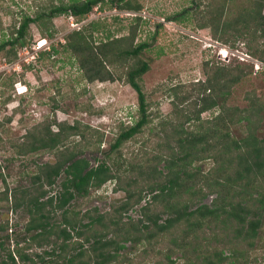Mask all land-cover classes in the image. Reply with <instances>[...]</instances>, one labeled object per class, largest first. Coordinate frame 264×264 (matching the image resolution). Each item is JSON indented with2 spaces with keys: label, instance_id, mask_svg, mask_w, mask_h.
I'll return each instance as SVG.
<instances>
[{
  "label": "rangeland",
  "instance_id": "obj_1",
  "mask_svg": "<svg viewBox=\"0 0 264 264\" xmlns=\"http://www.w3.org/2000/svg\"><path fill=\"white\" fill-rule=\"evenodd\" d=\"M70 1L0 0V42L8 39L7 28L12 24V20H19L25 15L34 17L37 10L44 9L47 12L53 6ZM124 1L131 5H140L141 8L138 11L120 10L118 5L122 4L121 2L110 4L105 0L102 5L94 7L86 17L60 15L54 17L50 24L44 21L45 26L41 25V28L32 23L23 39L24 46L16 47L17 59L5 64L4 55L0 54V124H3L0 127V175L4 179L0 177V198L5 193V184L9 197L7 201H0V225L7 224V228L12 229V232H0V242L4 244V248H0V260L7 257L8 251H14L17 244V247L23 248L26 254L35 258V254L44 255V252L51 250L50 242H55L54 245L60 243L55 236L49 238L48 243L27 241L34 232L25 234L23 231L29 220L25 206L16 209L13 207L14 197L20 198L22 190L30 188L31 194L35 193L34 189L38 188L39 184L35 182L34 176L38 174L39 167L45 164L54 165L58 161L56 153L60 152V149H44L32 153L22 150L23 152L19 153L20 150L17 149L29 145L33 138L42 137L49 140L52 136L47 129L54 134L58 131L57 124H77L81 129L89 126L103 134L100 145L92 141L90 146L82 147L80 144L74 147V141H79L78 137L64 139V145L69 144V148L73 146L75 152L79 151L78 158H85L90 166L95 167L105 162L110 167V173L120 179H111L99 188L90 189L86 197L75 196L71 201L69 209L75 213L79 212L78 229L82 231L83 236L91 234V229L100 230L101 227L93 224L83 227L89 225V220L81 218L82 214L96 209L99 215H112L125 200L126 189L134 192L135 198L138 192L142 191V200L139 205L131 207L121 215L122 222H136L141 218L140 208L151 203L152 194L146 186L154 181L150 170L156 162H153L152 157L156 154H167L170 147H176L169 138L174 137L171 135L173 127L163 123L167 120L178 121L173 113L169 88H182L178 94L189 99L180 108L194 117L200 108L199 99L207 97V93L199 86L205 82L207 76H212L218 67L235 70V76L238 72H243L241 80L230 87L228 97L223 95L216 99L219 104L225 102L228 107L246 111L242 116L249 119V125L246 126L245 120H240L230 130V135L235 140L241 142L252 134L258 142L264 139V73L254 74L252 62H241L237 57L238 54H247L261 62L259 56L264 50V39L258 37L259 33L255 32V22L251 20L245 28L237 25L239 16L244 13L242 10L250 12L251 8L255 7L250 1L256 2L255 0ZM221 7L223 15L220 22L214 24V28L211 24L215 22L211 20ZM137 18H140V21H137ZM135 26L133 44L148 45L140 53L139 59L150 66L142 80L150 105L149 111L154 117L152 123L144 127L133 140L113 151L110 147L121 126H131L137 119L136 93L122 81L89 83L84 80L74 57L64 48L65 37L79 28H87L86 33L91 35L93 44L98 45L110 39L128 36ZM50 34L52 36H49ZM41 40H46V43L36 53L38 59L33 62L31 56H37L33 54L34 48ZM52 48L56 50L55 53H52ZM219 51L227 57L221 59ZM5 65L7 67H4ZM16 82L26 86V91L25 88H19L24 91L21 95H18L14 88ZM254 103H257V107L260 106V111L256 112V109L250 108ZM218 111L219 108L215 107L201 113L200 118L211 120ZM180 120L184 129L192 130V121L188 126V123ZM163 143L166 145L159 149L158 145ZM61 147L62 144L58 146ZM204 156V159L194 162L191 166L199 174L212 176L218 169L226 168V163L215 161L217 151L207 152ZM9 158L12 160L8 161ZM139 163L142 167L137 171L130 166ZM230 165V173L234 176V171L237 170L235 156ZM156 166L158 171L163 168L162 163ZM63 178L64 174L61 173L52 190L41 200L45 201L49 193H57ZM43 188L48 189L44 185ZM203 192L206 196L201 201L195 200V204L211 207L216 195L208 188H204ZM235 198L237 199V195ZM151 210L161 217V221L169 216L162 213L161 204H155ZM44 211L50 222L61 221L60 211L50 207H46ZM72 215L70 212V216ZM212 229L220 239H210L207 243L209 247H216L218 250L223 248L225 255L229 254L228 249L243 250L247 252L246 264H264V222L253 240L237 239V224L233 220L225 221L223 218L222 222L219 221L205 229L199 236L210 238ZM180 230L154 238L153 242L157 241L154 246L140 242H122L124 248L119 250V256H126L125 264H169L170 260L183 264L178 253L167 260L164 252L165 249H173L170 241L180 234ZM72 234L73 239L69 244L75 241L84 242L83 236L78 238L73 232ZM90 244L91 240L83 245L87 249ZM15 260L16 264H21L18 257Z\"/></svg>",
  "mask_w": 264,
  "mask_h": 264
},
{
  "label": "trees",
  "instance_id": "obj_2",
  "mask_svg": "<svg viewBox=\"0 0 264 264\" xmlns=\"http://www.w3.org/2000/svg\"><path fill=\"white\" fill-rule=\"evenodd\" d=\"M106 1L110 4L121 2L122 4L118 5L120 10L138 11L141 8L140 5H131L124 0ZM255 1H250L252 5L255 4L250 12L242 10L244 13L239 16L237 25L245 28L253 20L256 24L255 32L259 33L258 37L264 39V0ZM104 2L105 0H71L53 6L47 12L44 9L37 10L34 17L25 15L19 20H12V24L7 28L8 39L0 42V54L4 55L5 64L17 59L16 47L24 46L23 39L28 34L30 24H37L41 28V25L45 26L44 21L50 24L54 17L60 15L86 17L94 7ZM215 14L216 17L214 16L211 20L215 22L211 24L212 27L220 22L223 7ZM137 21H140V18H137ZM86 29L80 28L78 31L70 32L65 37L64 44V48L77 62L84 80L89 83L122 81L131 87L137 96V119L131 126H121L110 147V150L115 151L126 142L133 140L153 121L154 115L149 111L150 105L142 80L150 66L139 59L140 53L148 45L133 44L136 26L130 30L128 36L110 39L98 45L93 44L92 37L86 33ZM51 50L52 53L56 52L54 48ZM259 59L264 63V50L260 52ZM116 69H118L117 73ZM234 72L235 70L230 68L218 67L213 71L212 76H207L205 82L199 84L203 92L207 93V97L199 99L200 108L194 117L180 108L189 99L187 96L184 98L178 94L182 88L179 86L169 88L173 113L178 121L167 120L163 123L173 127L171 135L174 137L169 138L176 147H170L167 154H156L152 157L153 162H156V165L162 163L163 168L158 171L157 166L154 165L150 170L154 181L148 183L146 189L152 194V200L151 203L140 208L141 218L136 222L132 220L122 222L121 215L131 207L140 204L142 191H139L135 198L134 192L129 189L124 190L125 200L112 212V215L109 213L99 215L96 209L83 213L81 218L89 220V225H83V227L92 224L101 227L100 230L91 229V234L87 236H83L82 231L78 229L80 227L79 212L75 213L69 209L75 196L86 197L90 189L99 188L111 179L120 180L110 173V167L105 162L95 167L90 166L88 160L83 157L78 158L79 151L74 150V147L80 144L82 147L90 146L93 142L100 145L103 134L97 130L89 126L81 129L77 124H57L56 133L52 134L47 129L52 136L49 140L42 137L33 138L29 145L18 148L19 153H22V150L25 153H32L37 150L57 149L58 151L60 149V152L56 153L58 161L54 165L45 164L39 167L38 174L34 176L35 182L39 184L38 188L34 189L35 193L31 194L30 188H26L22 190L20 198L14 197L13 204L15 209L25 206L29 216L23 231L25 234L31 232L34 234L27 241L37 244L45 241L48 243L49 238L55 236L60 243L55 246V242H50L51 250L44 252V255L35 254V258L26 254L23 248L17 247V244L14 251H8L7 257L0 260V264H16V257L21 264H125L126 256L122 257L123 259L119 256V250L124 248L122 242L135 244L140 242L154 246L157 243V241L153 242L154 238L172 234L180 229V234L170 241L173 249L164 250L167 260L178 253L179 260L183 261V264L191 262H195L194 264H246V251L228 249L229 254L225 255L223 248L218 250L216 247L208 246L210 239L215 241L220 239L213 229L210 238L199 236L205 229L219 221L222 222L223 218L225 221L233 220L237 224V239L253 240L257 236L261 223L264 222V186H262L264 184V139L258 142L252 134L241 142L235 140L230 135V130L240 120H245L246 126L249 125V119L242 116L246 111L228 107L225 102L219 104L216 99L223 95L225 98L228 97L230 87L244 76L241 71L237 76ZM215 107H218L219 111L211 120H201V113ZM256 107L257 103H254L250 108L256 109V112L261 110L260 106ZM180 119L188 123V126L192 121V130L184 129ZM2 126L3 124H0V127ZM87 134L89 137L86 136ZM69 137H78L79 141H74V147L69 148V144L64 145V139ZM60 144L64 149L58 148ZM164 145L166 143L158 145L159 149H163ZM213 151H217L215 161L226 163V168L218 169L212 176H203L197 170L194 171L191 167L193 163L204 159L205 153ZM233 156L237 158V170L234 171V176L230 173ZM7 160L11 161L12 158ZM130 166L136 171L142 167L140 163ZM61 173L64 174V178L58 192L49 193L45 201L41 200L52 190ZM0 177L3 179L2 175ZM43 185L48 189H44ZM204 188H208L216 195L211 207L195 204V200L201 201L206 196L203 192ZM15 192L16 190L13 195ZM3 194L0 201L9 200L6 184ZM155 204H161L162 213L169 215L164 221L160 220L161 217L158 214L152 213L151 207ZM46 207L61 212L59 223L49 221V216L44 211ZM8 230L12 232L11 228H7V224L0 225V232ZM72 232L78 238L83 236L85 243L91 240L89 248L84 247V242L75 241L69 244L73 239ZM3 245L0 242V248L3 249ZM192 258L194 260H191ZM169 264H176V262L170 260Z\"/></svg>",
  "mask_w": 264,
  "mask_h": 264
},
{
  "label": "built area",
  "instance_id": "obj_3",
  "mask_svg": "<svg viewBox=\"0 0 264 264\" xmlns=\"http://www.w3.org/2000/svg\"><path fill=\"white\" fill-rule=\"evenodd\" d=\"M134 15V14H131ZM80 29V28H79ZM46 42V40H41L40 42ZM40 42L37 44V46L34 48V53L37 56L32 55L31 56V61L35 62L38 59V54H36L41 48L42 46L40 45ZM222 51V50H221ZM230 53V52H229ZM238 54V53H237ZM221 56V59H225L227 57V55L225 54H221V52L219 51V54ZM237 57L239 58V60L242 62H252V66H253V73L257 74V73H264V63L260 62L258 60H254L252 59L249 55L247 54H238ZM29 63V62H27ZM4 67H7L6 65ZM14 88H16L17 93H21L22 90L20 91L19 88H26V86H21L20 82H16L14 84Z\"/></svg>",
  "mask_w": 264,
  "mask_h": 264
},
{
  "label": "clouds",
  "instance_id": "obj_4",
  "mask_svg": "<svg viewBox=\"0 0 264 264\" xmlns=\"http://www.w3.org/2000/svg\"><path fill=\"white\" fill-rule=\"evenodd\" d=\"M45 43H46V42H44V44H45ZM44 44H43V45H44ZM43 45H42V46H43ZM15 89H16V88H15ZM24 91H26V88H25V90H24ZM24 91H22L21 93H17V91H16V93H17L18 95H21V94H23V93H24Z\"/></svg>",
  "mask_w": 264,
  "mask_h": 264
},
{
  "label": "bare ground",
  "instance_id": "obj_5",
  "mask_svg": "<svg viewBox=\"0 0 264 264\" xmlns=\"http://www.w3.org/2000/svg\"><path fill=\"white\" fill-rule=\"evenodd\" d=\"M44 44V42H42L40 45L42 46Z\"/></svg>",
  "mask_w": 264,
  "mask_h": 264
}]
</instances>
